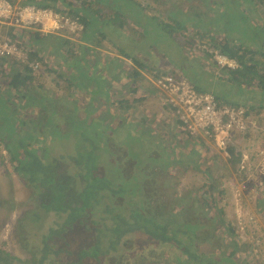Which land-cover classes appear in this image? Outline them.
Listing matches in <instances>:
<instances>
[{
  "label": "trees",
  "instance_id": "1",
  "mask_svg": "<svg viewBox=\"0 0 264 264\" xmlns=\"http://www.w3.org/2000/svg\"><path fill=\"white\" fill-rule=\"evenodd\" d=\"M173 1L176 5L166 8V16L162 18L160 14L147 13L140 0H21L22 5L50 10L80 26L82 36L77 45L80 50L77 58L70 56L69 48L60 56L68 67L77 65L80 70L58 74L68 85L65 88H73L66 98L73 113L67 115L68 122L63 129L57 108L59 96L39 85L28 86L25 92L23 89L34 81V73H54L53 66L61 69V60L52 64L49 61L46 66L42 62L50 57L54 60V53L59 52L61 46H68L69 39L51 36L53 33L43 34L34 26L25 29L30 36L28 43L18 34L10 36L9 31L15 32L18 28L9 27L6 33L1 32V36L10 37L24 58H0V68L7 64L0 71V142L15 164L14 171L30 191L28 199L33 198L28 214L23 213L20 219L19 228L28 234L29 226L39 229L40 233H34L40 236L28 238L29 242H37L36 248L30 250L29 260L23 262L0 250V264H95L104 256L111 257L109 264L129 261L144 264L150 257L158 263L163 253L173 257L174 264H238L234 252L227 255L224 245L218 251L207 253L198 247L205 234L208 237L217 233L212 224H200L199 217H195L194 222L186 219L166 201L154 206L152 194L144 191L145 178L150 176L152 167L158 166L160 172H164L177 160H183L188 167L196 168L192 161V151L198 147L195 140L204 139L188 133L175 115V107L164 102L156 106L153 114L162 119L160 123L154 119L155 127L163 126L161 130L174 139L173 151H167L159 138L150 141L151 129L136 127L125 119L117 128H111L106 124L108 116L98 113L103 105L106 115L111 113L109 94L114 79L127 81L129 93L135 94L140 88L138 83L146 84L142 71L150 75L149 93L156 96L162 93L154 83L177 74L195 90L210 92L219 105L243 107L248 111L253 110L249 103L254 100L262 107L264 26L257 6H264V0H199L209 14L206 18H203L204 13H197L193 5L182 7L181 3L190 0ZM95 6L96 9H91ZM211 14L214 17L210 18ZM124 23L128 27L132 24L128 34L123 31ZM93 36H109L116 51L131 62L129 69L117 60L105 62L104 66L98 64L99 60H92L90 48L84 43ZM183 45L200 51L206 59L211 58L208 50L218 51L234 60L237 67H220L212 61L213 70L193 72L186 67L188 61L182 54ZM146 48L152 50L147 52ZM144 57H152L156 62L149 66ZM158 62L168 65L161 70L155 67ZM55 85L62 88L60 82ZM208 87L219 90L210 91ZM238 95L243 96V100L236 101L234 97ZM142 99L133 98L130 102L120 98L113 103L127 110ZM245 100L249 101L248 105H243ZM82 107L84 116L81 118L77 108ZM137 129L139 131L133 135ZM116 134L124 136L114 146L126 147V159L134 167L127 178L108 147L111 136ZM75 141L82 143L77 146ZM187 141H193L191 147L185 145ZM226 152L229 163L238 165L237 172L244 173L239 169L243 154L236 153L231 144ZM245 152L252 160V154ZM196 154L202 155L201 151ZM262 205L264 202L260 201L259 206ZM223 232L235 240V231L229 224L223 226Z\"/></svg>",
  "mask_w": 264,
  "mask_h": 264
},
{
  "label": "rangeland",
  "instance_id": "2",
  "mask_svg": "<svg viewBox=\"0 0 264 264\" xmlns=\"http://www.w3.org/2000/svg\"><path fill=\"white\" fill-rule=\"evenodd\" d=\"M75 2V0H70ZM140 0L146 7L147 13L160 14L164 18L166 8L174 7L175 1L166 0ZM203 2V1H202ZM199 0H190L189 2L181 3L182 7L188 8L192 5L197 10V13H204V17L209 16L208 12ZM191 3V4H190ZM174 4V6H172ZM184 5V6H183ZM97 7H91L96 9ZM257 12L260 13L263 20L261 25L264 26V6L258 4ZM158 12V13H156ZM234 14V11H231ZM107 16L103 15V18ZM214 17L212 14L210 18ZM69 21V19H68ZM125 24V23H124ZM132 24H129V27ZM125 24L123 31L129 33L130 29ZM77 28L70 27L62 28L61 30L54 31L51 36H57L61 38L69 39L68 46H61L59 52H55L52 55L54 60L48 58L46 62H42L45 66L50 61H59L62 59V54L66 48L72 50L70 56H76L80 51L77 45L81 42V33L76 32ZM29 33V32H28ZM28 33L25 30L17 29L9 31L10 36L16 37L18 34L21 38L26 40ZM56 34V35H54ZM110 35V34H108ZM222 37V34H221ZM23 43V41L21 40ZM87 48H90L89 57H93L92 60H99L101 66L104 63H110L112 60H117V63L123 64V67L127 70L131 65V62L124 59L115 49L110 37L93 36V39L88 43H84ZM41 46V45H40ZM26 47V46H25ZM152 48H146L147 52H150ZM184 59L188 61L189 70L193 72L210 71L214 68L211 67L213 59L204 58V54L198 50H192L187 45L182 46ZM70 53V52H69ZM197 56H202L196 58ZM147 58V57H146ZM144 57V61L146 59ZM195 58V59H194ZM148 61V63H146ZM145 61L149 66L152 62H156L155 59L147 58ZM107 64V65H108ZM61 69L53 66L54 73L33 74L34 81L26 86L23 91H28V86H41L50 93H56L59 96L58 109L61 115L60 126L66 128L68 119L67 115H71L72 106L66 102L68 97L67 93L73 88H65L67 84L59 78V72L64 74L66 72L73 73L80 70V67L74 65L72 68L68 67L63 60L60 61ZM106 65V66H107ZM168 65L165 62L156 63L155 67H159L164 70ZM7 64H4L1 69H5ZM104 67V70L106 68ZM41 67V66H40ZM79 68V69H78ZM146 80V84L142 86V82L138 83L140 88L137 89L135 94H131L128 91L129 83L127 81H116L114 79L111 83L110 101L112 105L109 107L110 115H106V106L99 108L98 113L102 112L101 116H108L106 124L111 128H117L120 122L125 119V122H131L136 127H143L145 130L151 129L152 135L150 141L155 142L158 138L165 144L167 151H173L174 139L166 133L164 130L153 124L154 119L156 123L161 122V117L153 114L156 112V106L164 102H167L164 95L149 93V82L152 81L150 75L147 72L142 71ZM58 76V77H57ZM126 77V76H125ZM124 77V78H125ZM61 83L62 88L56 87L55 83ZM44 86H43V85ZM126 84V85H125ZM49 86L50 87H45ZM68 86V85H67ZM203 87V86H202ZM204 88V87H203ZM212 88L219 90L218 87H208L211 91ZM10 92L14 91L12 88H8ZM22 90V89H21ZM32 96H35L32 94ZM137 100L138 103L133 108L124 110L121 105L114 104L120 98H127L130 102L133 98H141ZM236 101L243 100V96H235ZM73 100V99H72ZM133 101V100H132ZM14 103V101H13ZM134 103V102H133ZM249 101L245 100L243 105H248ZM249 105L253 106V110H248L251 114L254 127L247 131L245 134L236 135L232 144L237 150L236 153L244 154L245 151H249L252 154V160L248 162V173L237 172L238 165L229 163V159L221 152L215 151V148L211 144L204 140H195L197 144V150L192 151L193 166L196 168L188 167L183 160H177L176 163L170 165L164 172H160L159 167L155 166L150 169V176L145 178L144 191L145 193H151L152 203L154 206L160 201L167 202L172 205V208L176 212H181L186 219L195 221V217H199L200 224H212L211 226L216 230L214 236H208L205 234L204 240L198 245V247L207 252L218 251L222 246H226L225 252L228 255L230 251L234 252L235 258L238 260V264H264V205L259 206V202H264V103L262 107L258 104V101H252ZM77 112L80 117L84 116L83 107L77 108ZM95 113L93 116H95ZM138 129L133 131V135ZM167 131V130H166ZM119 135V136H118ZM124 136L123 134H116L111 136L112 142H109V149L115 158L120 162L119 167L122 169L124 178L129 177L134 167L130 160L126 159L127 150L125 148H119L114 146L119 138ZM180 140V137H177ZM184 139L185 136H184ZM76 142V141H75ZM193 141L185 142L187 146L191 147L190 143ZM204 142V144H202ZM82 142L77 141L76 145H80ZM112 143V144H111ZM75 144V143H74ZM182 147L181 141L178 142ZM3 144L0 142V250L10 253L22 260L23 262L30 259V250L36 248L37 242H29L28 238L32 235L34 238H38L40 235L34 232H39V229H32L29 226V233H24V230L19 228L20 219L23 213L28 214V205L33 202L30 191L26 187L23 179L14 171L15 164L10 161V157L6 154ZM190 149V148H189ZM201 151L202 155H197L196 152ZM3 153L5 155H3ZM195 153V155H194ZM246 155V154H245ZM248 156V155H247ZM175 159L176 157L173 156ZM251 169V170H250ZM11 202V203H9ZM13 204L14 207L11 205ZM11 206V210H10ZM219 218L221 222L219 223ZM208 221V222H207ZM229 224L235 231V240L232 237H227L223 232V226ZM33 230V231H32ZM203 232V231H201ZM205 232V231H204ZM93 251V250H92ZM103 260V261H102ZM111 257L102 258L95 264H109ZM149 262V263H148ZM144 264H174V259L170 255L163 253V256L158 261H155L150 257V260ZM49 263V261H48ZM93 264V263H90ZM115 264H137V261H129L126 263ZM142 264V263H139Z\"/></svg>",
  "mask_w": 264,
  "mask_h": 264
},
{
  "label": "built area",
  "instance_id": "3",
  "mask_svg": "<svg viewBox=\"0 0 264 264\" xmlns=\"http://www.w3.org/2000/svg\"><path fill=\"white\" fill-rule=\"evenodd\" d=\"M36 27L43 34L64 28L80 26L54 14L50 10L36 9L22 5L21 0H0V58L23 59L10 37L1 36L9 27L27 30ZM2 32V34H1ZM213 61L220 67L236 68L234 60L215 50H208ZM34 68V66H33ZM168 103L175 107V115L185 125L188 133L202 138L228 156L226 147L232 144L234 136L245 134L254 127L251 114L243 107L219 105L210 92H199L182 76L177 74L162 77L154 83ZM249 158L243 154L239 169L248 173ZM251 170V169H250Z\"/></svg>",
  "mask_w": 264,
  "mask_h": 264
},
{
  "label": "clouds",
  "instance_id": "4",
  "mask_svg": "<svg viewBox=\"0 0 264 264\" xmlns=\"http://www.w3.org/2000/svg\"><path fill=\"white\" fill-rule=\"evenodd\" d=\"M216 151H218L217 149H216ZM219 152V151H218ZM221 154H222V152H221ZM242 159V158H241Z\"/></svg>",
  "mask_w": 264,
  "mask_h": 264
}]
</instances>
